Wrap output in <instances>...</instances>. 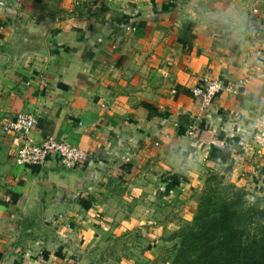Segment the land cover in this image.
I'll list each match as a JSON object with an SVG mask.
<instances>
[{"label": "crops", "instance_id": "obj_1", "mask_svg": "<svg viewBox=\"0 0 264 264\" xmlns=\"http://www.w3.org/2000/svg\"><path fill=\"white\" fill-rule=\"evenodd\" d=\"M1 1L0 264H84L112 176L189 189L264 131V0ZM207 75L237 84L204 106ZM19 113L88 158L19 165L3 128Z\"/></svg>", "mask_w": 264, "mask_h": 264}, {"label": "rangeland", "instance_id": "obj_2", "mask_svg": "<svg viewBox=\"0 0 264 264\" xmlns=\"http://www.w3.org/2000/svg\"><path fill=\"white\" fill-rule=\"evenodd\" d=\"M256 131L243 143L239 160L214 165L207 170L205 181L189 189L182 185L169 188L163 185L160 186L162 192L157 194L154 187L134 190L137 188L129 182L131 178L123 181L112 176L106 199H112L113 204L106 206L107 200L103 204L105 215L107 212L110 217L111 230L107 231L108 226H105L101 235L96 233V240L90 241V248L86 250L88 256L83 263L173 264L181 249V235L192 228L199 229L204 220L215 215L224 199L240 191L250 217L246 235L242 236L247 250L244 263L262 264L258 245L264 238V131ZM152 179H148L149 183L157 181L158 177ZM134 201L142 205L141 217L130 222L123 215L133 214L136 209ZM200 205L205 207L204 218L195 224L194 217ZM100 214V211L96 212L95 217ZM115 222H119V226H112Z\"/></svg>", "mask_w": 264, "mask_h": 264}, {"label": "trees", "instance_id": "obj_3", "mask_svg": "<svg viewBox=\"0 0 264 264\" xmlns=\"http://www.w3.org/2000/svg\"><path fill=\"white\" fill-rule=\"evenodd\" d=\"M239 192L224 199L215 215L204 220L199 229L192 228L181 235V249L173 264H245L247 250L242 236L246 235L250 217ZM204 210V205H200L195 224L203 220ZM259 242L258 256L264 263V238Z\"/></svg>", "mask_w": 264, "mask_h": 264}, {"label": "built area", "instance_id": "obj_4", "mask_svg": "<svg viewBox=\"0 0 264 264\" xmlns=\"http://www.w3.org/2000/svg\"><path fill=\"white\" fill-rule=\"evenodd\" d=\"M3 4V1L0 2ZM260 69V67H258ZM237 83L225 84L219 77L207 75L200 84L192 89V94L198 97L202 105L206 106L213 102L215 97L225 90H231ZM39 119L31 113H19L6 119L3 128L16 134L14 160L19 165H40L52 156L56 155L57 164L62 167H73L88 158V154L67 139L48 136L37 140L31 134L38 125Z\"/></svg>", "mask_w": 264, "mask_h": 264}]
</instances>
